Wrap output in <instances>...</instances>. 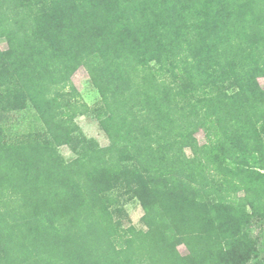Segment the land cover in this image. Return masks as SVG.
I'll return each mask as SVG.
<instances>
[{"label":"trees","instance_id":"trees-1","mask_svg":"<svg viewBox=\"0 0 264 264\" xmlns=\"http://www.w3.org/2000/svg\"><path fill=\"white\" fill-rule=\"evenodd\" d=\"M1 39L0 264H264V0H0Z\"/></svg>","mask_w":264,"mask_h":264},{"label":"rangeland","instance_id":"rangeland-1","mask_svg":"<svg viewBox=\"0 0 264 264\" xmlns=\"http://www.w3.org/2000/svg\"><path fill=\"white\" fill-rule=\"evenodd\" d=\"M0 46L2 48H7V43L5 40H0ZM74 83L81 91L84 99L91 105H94L100 98L98 90L94 87V85L90 81V77L88 71L85 67H80L76 70L72 76ZM260 83L264 87V77L260 78ZM26 117V118H25ZM24 116H15V127L26 126L30 123L32 119L28 117L25 113ZM78 123L83 128L85 133L90 136L96 138L102 145H107L109 143L108 137L105 132L99 126L98 121L92 116H80L77 118ZM197 137L201 143L206 142V137L204 131L200 130L197 133ZM60 151L62 152L63 156L70 160L75 157V154L68 146L60 147ZM187 153L191 154V151L187 149ZM126 209L132 222L138 227H144L141 217L144 213V210L138 200H132L126 204ZM254 235L259 237V249L261 252V257L264 259V222H256L254 226ZM181 252L185 253L186 246L181 245L180 247Z\"/></svg>","mask_w":264,"mask_h":264}]
</instances>
